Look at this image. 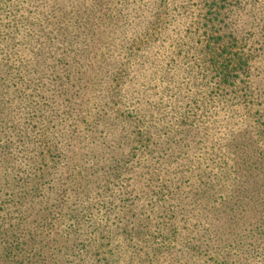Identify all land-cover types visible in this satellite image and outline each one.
I'll return each mask as SVG.
<instances>
[{
    "label": "rangeland",
    "instance_id": "obj_1",
    "mask_svg": "<svg viewBox=\"0 0 264 264\" xmlns=\"http://www.w3.org/2000/svg\"><path fill=\"white\" fill-rule=\"evenodd\" d=\"M15 1L0 264H264V0Z\"/></svg>",
    "mask_w": 264,
    "mask_h": 264
},
{
    "label": "trees",
    "instance_id": "obj_2",
    "mask_svg": "<svg viewBox=\"0 0 264 264\" xmlns=\"http://www.w3.org/2000/svg\"><path fill=\"white\" fill-rule=\"evenodd\" d=\"M15 2H16L15 0H0V15L3 16L0 22V46H2L1 50L4 53H11V54L15 53L14 50L16 48H13L14 45L16 44L14 42L15 39L14 34L18 33L21 27H25L27 24H29L28 18H30L31 14L33 13V11L30 9H22L20 6L21 4L18 5L15 4ZM220 41L221 40L218 38L215 42V45L219 46L218 48H221V45L228 46L230 44V41L223 43H220ZM210 55H211V60H210L211 67L214 68V71L218 72L217 77L222 79V81H224L225 78L231 77L232 73L236 72L242 66L241 59L238 56H234L233 58H230L228 62H226L225 64L219 65L217 64L218 61L216 60L217 59L216 51H211ZM220 56L221 53L218 52V57ZM230 152H231V159L235 161L236 154L232 151ZM239 154H243V152H240ZM261 204L262 207L261 209H259L258 217L254 222L256 233H258V231L264 233V195L261 197ZM153 252H152L153 259H148L147 257H145L143 260L140 259L138 264H150L154 260H158L156 264H174V261L171 259V252L164 253L165 258H163L162 261H159L160 258L159 256H161L160 255L161 253H158L159 251L157 250Z\"/></svg>",
    "mask_w": 264,
    "mask_h": 264
}]
</instances>
